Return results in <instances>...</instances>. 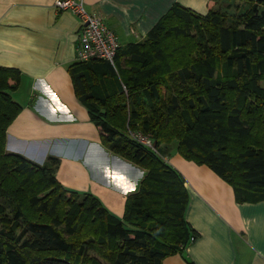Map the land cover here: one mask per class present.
Wrapping results in <instances>:
<instances>
[{
    "label": "trees",
    "instance_id": "1",
    "mask_svg": "<svg viewBox=\"0 0 264 264\" xmlns=\"http://www.w3.org/2000/svg\"><path fill=\"white\" fill-rule=\"evenodd\" d=\"M247 1L250 7L235 27H227L224 17L211 9L203 15L176 3L144 41L118 50L116 68L103 60L80 61L79 66L71 68L80 99L101 130L105 146L146 170L139 190L127 197L123 217L113 215L92 193L67 189L56 176L58 158L38 164L22 154L6 151L7 129L22 109L12 96L20 85L21 74L0 66V74L9 71L19 76L17 84L10 87L4 82L7 87L0 89V135L2 132L7 156L1 160V167L21 173L25 183L37 181V185L51 189L49 195L41 190L27 196L29 209L44 219L30 217L20 202L9 214L0 216V264H163L169 255L184 252L193 233L185 218L190 202L185 179L160 153L130 134L124 135L123 129L114 125L118 115H127L129 128L134 130H141L136 126L140 121L144 127L141 131L153 137L161 153L162 144L177 139L179 153L187 160L211 167L233 187L237 201L264 199V147L249 144L254 125L264 122V0ZM200 15L209 23L202 50L204 59L200 61L204 70L179 68L175 75L180 84L190 83L195 90L166 100L160 83L163 70L169 72V66H164L167 60L162 40L188 36L193 18ZM175 17H180L181 23L169 25ZM215 48L225 56L228 67L235 70L232 77L221 82L215 79L216 69L210 61ZM99 70L105 71L110 80L120 78L129 88L128 96L125 92L106 97L103 92L99 96L89 92L91 79L96 85L103 79ZM142 89L148 90V101L138 94ZM230 95L243 103H257L251 104L250 110L236 103L230 105ZM66 194L75 196L92 223L98 221L104 226V238L109 239L111 247L99 246V254L91 256L85 242L72 240L81 231L72 214L60 212ZM0 196L15 202L17 198L16 192L1 181ZM156 209L162 212L159 221ZM168 222L180 226L181 231L172 242L164 243L159 239L169 233Z\"/></svg>",
    "mask_w": 264,
    "mask_h": 264
},
{
    "label": "crops",
    "instance_id": "2",
    "mask_svg": "<svg viewBox=\"0 0 264 264\" xmlns=\"http://www.w3.org/2000/svg\"><path fill=\"white\" fill-rule=\"evenodd\" d=\"M56 0H0V66L21 74L12 92L21 105L7 129L6 151L38 164L60 160L56 176L67 188L97 196L123 217L127 197L139 190L146 170L105 146L101 130L80 99L71 68L79 66L82 20L59 10ZM90 13L113 27L121 47L146 39L179 3L206 14L210 0H85ZM185 179L190 202L185 218L191 237L184 252L163 264H264V199L239 202L233 187L208 165L164 149ZM195 231V232H194ZM182 246V247H184Z\"/></svg>",
    "mask_w": 264,
    "mask_h": 264
},
{
    "label": "rangeland",
    "instance_id": "3",
    "mask_svg": "<svg viewBox=\"0 0 264 264\" xmlns=\"http://www.w3.org/2000/svg\"><path fill=\"white\" fill-rule=\"evenodd\" d=\"M250 4L247 0H220L218 2L211 1L209 3V8L212 11L217 12L220 14V16L224 17V24L227 27H235L239 26L244 13L249 9ZM181 20L180 17H175L169 21L170 24H180ZM209 26V23L207 20L204 19L203 15L197 16L193 18V24L190 27V34L186 37L184 36H172L170 38H165L162 40V48L165 53V58L167 61H164V66H169V72H165L163 70L161 74L162 83H160V88L162 90V95L167 99H169L173 95H190L194 92L195 87L192 84H187L184 86L183 84H180L179 79L175 75L177 70L183 66L190 68L195 67L198 69L197 71H202L203 68L200 67V61L204 59V54L202 52L204 43L206 42L205 34H207V27ZM264 31V29H263ZM210 61L214 65L216 69V75L215 79L219 82L229 79L232 77L233 74H235L234 68L228 67L226 63L225 56L222 53H219L218 50L215 48L213 49V56L210 58ZM101 73H103V79L96 85L94 83V80L91 79V82L89 83L88 91L91 92L93 95L99 96L102 94L104 97L109 96L110 93H121L125 92V95L128 96L129 94V88L124 85V83H121V79H115V81L110 80L109 76H106L105 71L99 70ZM251 72L248 76L250 78ZM19 79V76L13 72L5 71L0 74V89H2V86H6L8 83L10 87L12 85L17 84ZM6 82V84L4 83ZM262 87L264 88V80L261 82ZM8 85V86H9ZM7 87V86H6ZM172 89V93L171 92ZM117 90V91H116ZM140 97L145 101H148V90L142 89L140 92H138ZM254 100V99H252ZM230 105L232 103H236L239 106H242L243 108L249 109L251 107V104L255 105V102H242V100L236 99L234 95L229 96ZM149 103V102H148ZM0 106L1 101H0ZM247 113V110H246ZM118 115L115 118L114 125L120 130L123 129V132H125L124 135H127L130 133V131H134V128H129V117L127 115L121 116ZM188 116V115H187ZM247 116V115H245ZM189 118V116H188ZM263 121V120H262ZM133 122V121H132ZM176 122H178L176 120ZM138 124L136 126L137 129L143 130L144 127L140 125V121L137 122ZM187 123V122H186ZM264 122H259L257 125H254L252 135L249 140V144L255 145L257 148L264 147ZM3 134L1 132L0 135V181L4 184V186L11 190V192H16L17 198L15 201H10L12 199L1 197L0 196V216L9 214L13 207H16V204L20 202L22 207L26 209L30 217L32 218H40L44 219L43 216H39L36 213L32 212L29 208V205L27 203V196L30 192H38L40 193L41 190L46 193V195L50 193L51 189L42 187L41 185H37V181H29L25 183L23 179L25 178L24 175L21 173L11 170V168H2L1 167V160H5L6 153L3 150ZM169 146V149L171 147H177L179 146V141L177 139H172L169 144L165 145L162 144L160 146V149L162 150V154L164 156V149ZM235 146V145H234ZM237 148V146H235ZM233 149V146H231ZM7 159V158H6ZM144 179V178H143ZM154 208H159V205H154ZM60 212L62 214H72L75 219L79 222V228L80 233L72 237V240H76L77 243H86L87 245V251L88 254L91 256H95L99 254L98 247L101 246V248L105 247L107 249V246L111 247V243L109 242V239L104 238V226L102 224H99L97 221L95 224L92 223V219H88V216L85 214L82 207L79 205L78 200L75 201V196L71 194L65 195V202L60 206ZM160 209H156L154 211L156 220L159 221L161 218ZM172 222H168V225L166 226L168 234H166L165 238H160L164 243L172 242L178 234H180L181 227L180 226H173L171 224ZM94 224V225H91ZM146 224H149V222H146ZM153 224V222L151 223ZM2 227V224H0V228ZM97 230L96 232H94ZM179 236V235H178ZM90 238L93 239V241H88ZM90 245L94 246V248H90Z\"/></svg>",
    "mask_w": 264,
    "mask_h": 264
},
{
    "label": "built area",
    "instance_id": "4",
    "mask_svg": "<svg viewBox=\"0 0 264 264\" xmlns=\"http://www.w3.org/2000/svg\"><path fill=\"white\" fill-rule=\"evenodd\" d=\"M54 5L57 9L69 11L82 20L83 31L77 48L78 60L83 62L103 60L116 68V58L121 43L114 28L107 25L100 16L90 13L86 8L85 0H56ZM129 134L137 142L160 153L167 161V157L163 156L155 146L150 134H145L141 130L130 131ZM195 239L193 235L191 241Z\"/></svg>",
    "mask_w": 264,
    "mask_h": 264
}]
</instances>
